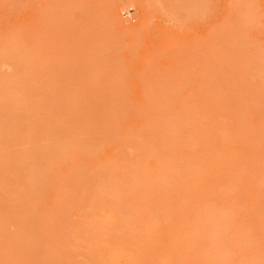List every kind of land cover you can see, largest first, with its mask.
Here are the masks:
<instances>
[{"label": "rangeland", "instance_id": "rangeland-1", "mask_svg": "<svg viewBox=\"0 0 264 264\" xmlns=\"http://www.w3.org/2000/svg\"><path fill=\"white\" fill-rule=\"evenodd\" d=\"M0 264H264V0H0Z\"/></svg>", "mask_w": 264, "mask_h": 264}]
</instances>
